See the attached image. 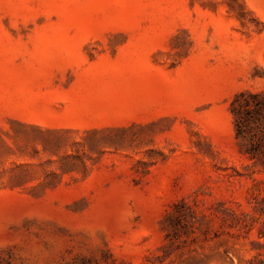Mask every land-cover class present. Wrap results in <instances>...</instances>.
<instances>
[{
	"label": "rangeland",
	"instance_id": "1",
	"mask_svg": "<svg viewBox=\"0 0 264 264\" xmlns=\"http://www.w3.org/2000/svg\"><path fill=\"white\" fill-rule=\"evenodd\" d=\"M247 90L264 0H0V264H264Z\"/></svg>",
	"mask_w": 264,
	"mask_h": 264
},
{
	"label": "trees",
	"instance_id": "2",
	"mask_svg": "<svg viewBox=\"0 0 264 264\" xmlns=\"http://www.w3.org/2000/svg\"><path fill=\"white\" fill-rule=\"evenodd\" d=\"M231 112L244 154L264 166V92H239L231 102Z\"/></svg>",
	"mask_w": 264,
	"mask_h": 264
},
{
	"label": "bare ground",
	"instance_id": "3",
	"mask_svg": "<svg viewBox=\"0 0 264 264\" xmlns=\"http://www.w3.org/2000/svg\"><path fill=\"white\" fill-rule=\"evenodd\" d=\"M222 263V262H221Z\"/></svg>",
	"mask_w": 264,
	"mask_h": 264
}]
</instances>
